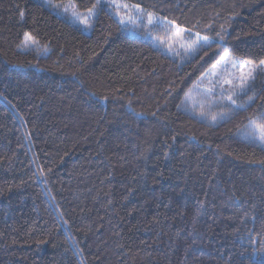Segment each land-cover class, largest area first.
Here are the masks:
<instances>
[{
	"label": "trees",
	"instance_id": "1",
	"mask_svg": "<svg viewBox=\"0 0 264 264\" xmlns=\"http://www.w3.org/2000/svg\"><path fill=\"white\" fill-rule=\"evenodd\" d=\"M125 1L207 40L180 60L104 7L84 33L0 0V264H264V72L218 123L181 108L225 54L264 61V0Z\"/></svg>",
	"mask_w": 264,
	"mask_h": 264
},
{
	"label": "rangeland",
	"instance_id": "2",
	"mask_svg": "<svg viewBox=\"0 0 264 264\" xmlns=\"http://www.w3.org/2000/svg\"><path fill=\"white\" fill-rule=\"evenodd\" d=\"M39 1L57 15L78 25L84 33H90L98 10L104 7L113 13L128 35L147 39L166 54L180 60L191 57L198 46L206 42L204 37L191 34L140 7L136 9L135 5L125 0H97L96 5L90 8L91 12L89 9L79 10L73 0L63 3H53L51 0ZM123 5L128 7L125 8ZM149 13L153 16L151 22L148 18ZM23 48L40 50L38 44L29 36L25 37ZM259 71L264 72V63L234 60L225 55L188 90L181 102V108L208 123H218L240 107L237 99L246 93L255 74ZM249 76L251 79L248 80L247 87L244 91H240L241 81L248 79ZM229 96L235 103L229 100ZM253 123L264 124L259 120L250 121L244 126L241 135L264 146V142L260 141L258 133L252 127Z\"/></svg>",
	"mask_w": 264,
	"mask_h": 264
},
{
	"label": "snow or ice",
	"instance_id": "3",
	"mask_svg": "<svg viewBox=\"0 0 264 264\" xmlns=\"http://www.w3.org/2000/svg\"><path fill=\"white\" fill-rule=\"evenodd\" d=\"M123 7L127 8L128 5H123ZM134 7L136 9H139V5H135ZM89 11L91 12V9H89ZM73 14L76 15V13H73ZM148 18H149V22H151L152 19H153V16H152L151 13L148 14ZM177 35H179V33H177ZM203 39L207 40V37H204ZM225 55H227V54H225ZM261 63H264V61H262ZM249 79H251V76H249L248 79H245V80H242L241 81V84L239 85L240 91H244L245 90V88L247 87V84H248V80ZM229 100H232V97L231 96H229ZM232 103H235V101L232 100ZM252 127H253L254 131L256 133H258V136H259L260 141L264 142V124H259L258 125L256 123H253Z\"/></svg>",
	"mask_w": 264,
	"mask_h": 264
}]
</instances>
